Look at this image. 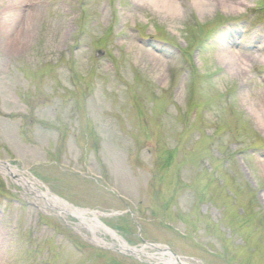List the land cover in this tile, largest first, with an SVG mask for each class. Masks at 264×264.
<instances>
[{
    "label": "rangeland",
    "instance_id": "rangeland-1",
    "mask_svg": "<svg viewBox=\"0 0 264 264\" xmlns=\"http://www.w3.org/2000/svg\"><path fill=\"white\" fill-rule=\"evenodd\" d=\"M169 1L0 0V264H264V0Z\"/></svg>",
    "mask_w": 264,
    "mask_h": 264
},
{
    "label": "bare ground",
    "instance_id": "bare-ground-1",
    "mask_svg": "<svg viewBox=\"0 0 264 264\" xmlns=\"http://www.w3.org/2000/svg\"><path fill=\"white\" fill-rule=\"evenodd\" d=\"M159 2H162L165 0H153V3L157 4ZM166 2H170L169 0H166ZM200 7L202 8V10H210L213 7L219 6L224 8L225 11H232L233 9H237L240 8L243 3L240 0H200ZM173 3H168L167 7H172L173 8ZM170 9V8H168ZM223 47H225L223 45ZM233 51H237V53H232L228 51H222L221 53V58L222 61L225 63L226 66H230L234 71H236L237 73H239L240 75H245L247 73V69L249 67H251V65H253V61L251 62H247V60L244 59V56H251L252 53L246 50H242L239 48H233ZM0 168L3 169V171L9 175H14V173L16 172L15 170H13L11 167H9L8 163L2 162L0 161ZM19 177L21 178V183L30 186L31 188H35V183L33 181L28 180L25 176L19 175ZM39 194L43 195V196H47V193H43L41 191H38ZM57 203L62 204L64 207L66 206V208H69V210H71V212L75 211V213H78L80 216H83L85 214V211L79 210V209H75L73 207H69L68 205H65V203L63 204V202L59 201L57 199ZM122 248H127L128 250L132 251V252H141L139 250H136L135 248L127 245V243L121 244ZM171 261L173 264H186L185 262H183L182 260H179L178 258L175 259V257H171Z\"/></svg>",
    "mask_w": 264,
    "mask_h": 264
}]
</instances>
